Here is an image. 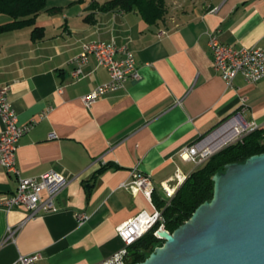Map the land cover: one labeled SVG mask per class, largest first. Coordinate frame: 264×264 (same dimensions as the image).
Listing matches in <instances>:
<instances>
[{"label": "crops", "instance_id": "crops-1", "mask_svg": "<svg viewBox=\"0 0 264 264\" xmlns=\"http://www.w3.org/2000/svg\"><path fill=\"white\" fill-rule=\"evenodd\" d=\"M106 1L48 0L51 10L36 19L45 36L36 42L31 26L0 34V86L9 87L21 123L37 121L19 141L20 176L53 170L68 180L56 212L27 219L23 209L0 211V264L38 251L44 259L35 264L109 259L123 247L117 227L152 210L144 195L120 188L133 169L150 175L155 196L165 200L163 182L198 169L180 159L182 148L217 153L239 140L245 124L264 127V78L252 85L239 75L228 87L214 71L209 47L214 33L236 49H264V0H165L167 12L155 25L137 11L92 9ZM11 21L0 15V26ZM89 42L129 48L142 76L90 109L82 98L109 75L91 57L86 76L72 78L73 59ZM175 185L174 194L182 186ZM17 187L0 165V200ZM79 213L88 216L83 224Z\"/></svg>", "mask_w": 264, "mask_h": 264}, {"label": "built area", "instance_id": "built-area-1", "mask_svg": "<svg viewBox=\"0 0 264 264\" xmlns=\"http://www.w3.org/2000/svg\"><path fill=\"white\" fill-rule=\"evenodd\" d=\"M209 47L212 51L214 71L226 82L228 87L233 86L234 80L239 75L252 85L264 78L263 48L236 49L223 44L217 34L214 33L209 35ZM91 57L96 60L99 67L107 70L109 81L99 85L82 98L85 107L88 109L106 95L124 90L128 81H139L142 77L137 67L135 55L129 48L118 47L114 42L110 44L89 42L82 45L80 54L73 59L75 69L72 72V78L74 80L78 81L86 76L84 67ZM9 94L8 86H0V121L3 127L0 131V165L8 174L17 178L18 187L12 195L0 200V211L11 212L16 209H23L27 214V219L56 212L55 199L67 187L68 180L63 174L53 170L33 178L20 176L17 166L19 141L35 126L37 121L21 123L12 106ZM43 117L45 114H42ZM259 128L255 122L245 124V127L237 132V138L240 140ZM55 137L54 133L50 135V138ZM215 153L210 148L200 150L196 145H189L182 148L178 156L181 160L192 162L200 168ZM174 180L177 186H181L186 177L177 173L175 179H170V181L161 184L162 190L167 195L165 199L167 206L170 205V201L175 195V188H171ZM120 188L132 195H144L152 210L150 212L142 211L117 227V234L123 242V247L112 257L98 264H131L128 258L133 245L150 232H153L154 236L160 240L159 232L167 230L163 211L158 209L153 201L156 186L150 175L135 168L131 171L130 180L123 183ZM77 217L80 224L88 219L86 213H79ZM9 233L12 237L15 232L10 229ZM43 259V253L38 251L30 255L20 256L15 264H35Z\"/></svg>", "mask_w": 264, "mask_h": 264}, {"label": "water", "instance_id": "water-1", "mask_svg": "<svg viewBox=\"0 0 264 264\" xmlns=\"http://www.w3.org/2000/svg\"><path fill=\"white\" fill-rule=\"evenodd\" d=\"M214 193L136 264H264V153L213 177ZM129 261V260H128Z\"/></svg>", "mask_w": 264, "mask_h": 264}, {"label": "trees", "instance_id": "trees-1", "mask_svg": "<svg viewBox=\"0 0 264 264\" xmlns=\"http://www.w3.org/2000/svg\"><path fill=\"white\" fill-rule=\"evenodd\" d=\"M48 0H0V15L9 16L12 21L0 26V34L25 26L33 27L32 40H42L45 36L43 27L36 26L37 17L47 9ZM93 10L112 12L137 11L149 25H155L166 13L165 0H109L103 4L94 3ZM93 22V15L87 18ZM264 153V127L245 135L242 139L215 153L202 167L195 170L177 190L166 205V200L153 194L156 207L163 211L166 229L173 232L185 223L194 211L204 202L210 201L214 193L213 177L224 171L231 163H243L254 155ZM102 169L98 172V174ZM162 241L153 232L148 233L130 249L128 260L131 264L145 261Z\"/></svg>", "mask_w": 264, "mask_h": 264}, {"label": "bare ground", "instance_id": "bare-ground-1", "mask_svg": "<svg viewBox=\"0 0 264 264\" xmlns=\"http://www.w3.org/2000/svg\"><path fill=\"white\" fill-rule=\"evenodd\" d=\"M241 128H242V127H240L238 131H240V130H241Z\"/></svg>", "mask_w": 264, "mask_h": 264}, {"label": "rangeland", "instance_id": "rangeland-1", "mask_svg": "<svg viewBox=\"0 0 264 264\" xmlns=\"http://www.w3.org/2000/svg\"><path fill=\"white\" fill-rule=\"evenodd\" d=\"M166 8V7H165ZM167 12V11H166ZM166 14V13H165Z\"/></svg>", "mask_w": 264, "mask_h": 264}]
</instances>
